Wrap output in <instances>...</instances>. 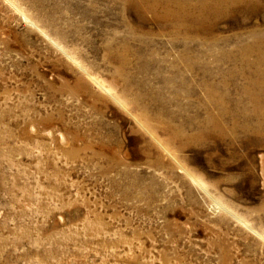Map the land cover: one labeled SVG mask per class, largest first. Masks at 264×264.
Wrapping results in <instances>:
<instances>
[{"label":"rangeland","instance_id":"rangeland-1","mask_svg":"<svg viewBox=\"0 0 264 264\" xmlns=\"http://www.w3.org/2000/svg\"><path fill=\"white\" fill-rule=\"evenodd\" d=\"M138 1L0 0V264H264V80L238 61L264 33V5L204 21L184 8L175 37L170 20L140 8L195 0ZM123 46L128 72L162 93L148 101L158 129L86 73L126 103L136 89L121 95L105 56ZM224 80L234 135L184 144L162 129L195 117V132L205 85ZM160 107L169 114L157 120Z\"/></svg>","mask_w":264,"mask_h":264},{"label":"bare ground","instance_id":"bare-ground-1","mask_svg":"<svg viewBox=\"0 0 264 264\" xmlns=\"http://www.w3.org/2000/svg\"><path fill=\"white\" fill-rule=\"evenodd\" d=\"M125 1H127V0H125ZM165 2H167V0ZM138 3L140 4V2L137 0V2L135 3V5H137ZM167 3H164L163 4L162 2L159 1L157 4H155V3H153V4L147 3L146 4L145 3L146 5H142V7L140 5H138V6L141 7L140 8L141 9L140 11H142V9H143L144 11H147V12L152 13L154 15L152 17L153 18L156 17L159 22H163V21H166V20H170L169 21L170 22L169 23L170 28L173 31V35H175V37H176V35H178L180 33V31L182 30L181 29V24H182V20H184V19L181 16V11H183L184 8H185V11H187V9H188L187 14L189 12L190 14H193L194 15L195 12H196V17H198V19L200 21H204L206 19L208 20L210 17H213L214 18V17H219V16L227 15L228 13H232V12H234L236 10V6L239 5V4H246V5L250 4V5H253L254 6V10H257L258 11L261 7H263L262 5H264V0H195V2H189V1H187V2L183 1L182 3L179 2L180 4L179 3L178 4L176 3L177 5H175V6L168 5ZM208 4H214L213 6H214V9H215V13H211L210 12L211 10L209 11L208 9H206V7L208 6ZM205 5H207V6L205 7ZM160 10L162 11V14L161 15H158L160 13ZM185 16H186V14H185ZM191 18H192V15H191ZM193 18H195V17H193ZM185 20H187V19H185ZM200 26L202 27V25H200ZM171 34H172V32H171ZM183 34H184V32H183ZM180 35H182V34L180 33ZM252 38H253V40H252L251 43L249 42L248 45H246V44L245 45H242L238 49L239 50L240 60H238V59L237 60L240 61V65L241 66H251V67H253L255 69L254 75H258L257 77L253 78V81L255 83H259V82L262 83V81L264 80V33L262 31H257V32L255 31V32L252 33ZM192 41H193V39H192ZM216 51H217V49H216ZM183 52H185V51H183ZM196 52H198V51H196ZM225 52H227V50ZM228 52H231V51H228ZM129 53L131 54V50H129L127 46L126 47L123 46L120 49L119 48L112 49L111 51H108L105 54V56H106L107 59H110L112 62H115V64H116L115 69H114V72H115L114 78H115V80L116 81H119V79H121L122 80V84H123L122 87H125V88L121 89V91H120L121 95H126L128 92H130V90H131L130 87H132V86L136 89V91H132L131 90L133 95H131L132 97H130V98H128L126 100V103L124 101L119 100V98L116 97L115 94L111 91L112 89L111 90L108 89L110 87L106 88V86H105L106 84L103 85L102 83H100L96 79V77H93L91 75V73H89L87 71H86V73L88 74V76L91 77V79H93L98 85H100L102 87V89H104L112 98H114L126 110H129L130 111L131 109H133L136 112L137 109H138V106L139 105H143V107L141 109V112H137L138 113L137 115L140 116V118L142 119L143 122L141 123L140 122L141 120L139 118H137L136 116H135L136 117L135 119L142 126H143V124L145 125V123H146L147 126H150V127L154 128V129H158V127H159L158 124H152L153 121H154V118H152L150 116V113H151V109L152 108H151L149 102L150 101H159V99H162L163 98L162 97V93H159V92L156 93L155 91H154L155 93H153V91L151 92V90H149L148 87L145 88L146 87L145 86L146 83L143 80H141V77L140 76H139L140 79H139V77L137 79L135 77L136 74L135 75H132L130 72H128L127 68H129V65H130V62H131L130 61V58H129ZM219 55H221V54H219ZM250 55H255L254 60H250L249 59ZM193 56H195V55H193ZM227 56H229V55L227 54ZM138 58H139V56H138ZM135 59H137V58H135ZM181 59L182 58H179V60H181ZM184 60H185V63L184 64L186 65V68L188 70H190V71L194 70L195 65H196V59L194 57L192 58L191 55L189 54V55H187V56L184 57ZM182 61H183V59H182ZM176 62H178V61L176 60ZM147 65L148 64L144 62L142 64V66L141 65H138V64L137 65L134 64L135 67L134 66L133 67H134V70L135 71L141 72V71H145V70L147 71L148 70V66ZM143 73H141V75H143ZM82 78L78 77L77 83H76V88L77 89H80V91L83 90V91H86L87 93H90L91 96H93V98L95 100L101 99L99 97L100 95L98 93H96L95 91H93L91 89V87L88 85V83H86L85 81H83ZM143 78H145V76ZM227 83H228V80H227ZM227 83L224 80V83L222 85H220V86H217V85H215L212 82H208L206 85L204 84L205 85V88H204L205 90L204 91H206V93H204L205 94L204 100L202 99L203 100V102H202L203 105L202 106H205V108L208 109V113H207L206 117L202 120V124L199 125V126L197 125L198 128H197V130L195 132L186 133V129L188 127H194L195 117H188L183 122L181 121L177 125L176 124H172V120H174V119H173V117H171L170 123H169V121H166V120H163L162 121L163 122V124L161 126L162 129H165V130H168L169 132H172L174 138H182L184 144H188V143L203 144V143L206 142V140H208V141L210 139L217 140L218 137H220L222 139V136L224 137L227 134L228 135L229 134L230 135H232V134L234 135L235 134V126L237 128L238 123H239V119L236 121V118L235 117L234 118H231V119L230 118L229 119L226 118V114H228V112L230 113V111H232L230 108L228 109V107H227L228 106L227 105V101H226V88L227 87H225L227 85ZM193 90H190V89L187 88L186 91H185V93L187 94V96H190V95H192L194 93ZM253 93H254V91H253ZM262 93H263V90H262ZM258 101H259L258 96L257 97H254V103H255L254 112H255V115L257 114L259 116L260 114L262 115L264 111L263 112L260 111L259 104H258L259 102ZM229 102H231V101H229ZM213 106L216 107V109H217L216 112L215 111L214 112L213 111H209V109L215 108ZM156 111H157V113H156L157 120L158 119H161L163 115L167 116L169 114L162 107L157 108ZM234 111H236L235 114L237 116H238V113L240 114V116H242V115L245 114L243 112L245 110L243 108H241V107L240 108L239 107L238 108H235ZM186 116H188V115H186ZM231 116H232V114H231ZM174 118H175V116H174ZM240 126L243 129L246 128L245 126L242 125V123H241ZM173 137H170V138L173 140L174 139Z\"/></svg>","mask_w":264,"mask_h":264}]
</instances>
